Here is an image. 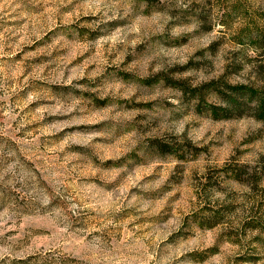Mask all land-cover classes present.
<instances>
[{
	"label": "rangeland",
	"instance_id": "374dc122",
	"mask_svg": "<svg viewBox=\"0 0 264 264\" xmlns=\"http://www.w3.org/2000/svg\"><path fill=\"white\" fill-rule=\"evenodd\" d=\"M212 79L264 87V0H0V264H264V120Z\"/></svg>",
	"mask_w": 264,
	"mask_h": 264
},
{
	"label": "trees",
	"instance_id": "16d2710c",
	"mask_svg": "<svg viewBox=\"0 0 264 264\" xmlns=\"http://www.w3.org/2000/svg\"><path fill=\"white\" fill-rule=\"evenodd\" d=\"M192 95L197 99V103H201L215 118L240 116L247 110H253L256 118L264 120V87L245 83L230 84L220 79H212L199 88H193ZM207 95L217 101L206 103Z\"/></svg>",
	"mask_w": 264,
	"mask_h": 264
}]
</instances>
